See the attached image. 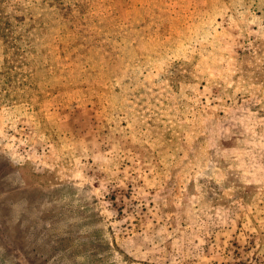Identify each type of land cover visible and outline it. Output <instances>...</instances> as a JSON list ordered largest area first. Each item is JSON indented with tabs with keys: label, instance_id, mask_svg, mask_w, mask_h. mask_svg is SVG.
I'll list each match as a JSON object with an SVG mask.
<instances>
[{
	"label": "rangeland",
	"instance_id": "rangeland-1",
	"mask_svg": "<svg viewBox=\"0 0 264 264\" xmlns=\"http://www.w3.org/2000/svg\"><path fill=\"white\" fill-rule=\"evenodd\" d=\"M0 264H264V0H0Z\"/></svg>",
	"mask_w": 264,
	"mask_h": 264
}]
</instances>
